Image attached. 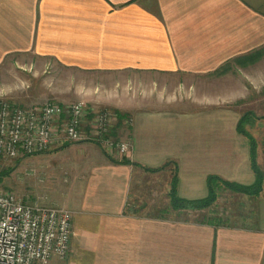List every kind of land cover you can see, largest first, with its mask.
I'll list each match as a JSON object with an SVG mask.
<instances>
[{"label":"crops","instance_id":"crops-1","mask_svg":"<svg viewBox=\"0 0 264 264\" xmlns=\"http://www.w3.org/2000/svg\"><path fill=\"white\" fill-rule=\"evenodd\" d=\"M8 67L30 79L28 89H45L46 102L59 99L44 80L54 69L77 78L134 76L139 87L179 79L175 87L200 95L184 105L127 107L132 124L119 130L131 144L126 154L91 141L54 147H89L90 158L74 167L92 193L82 206L103 236L80 255L73 219L70 258L53 264H264V186L257 197L228 190L250 204L233 223L210 219L209 209L174 210L169 197L175 171L178 196L189 201L208 197L211 176L256 182L238 125L242 99L264 87V0H0V79ZM2 79L0 100L46 103L37 93L12 96L15 86L1 89ZM256 142L264 172V138ZM168 162L175 164L145 170Z\"/></svg>","mask_w":264,"mask_h":264},{"label":"rangeland","instance_id":"rangeland-1","mask_svg":"<svg viewBox=\"0 0 264 264\" xmlns=\"http://www.w3.org/2000/svg\"><path fill=\"white\" fill-rule=\"evenodd\" d=\"M58 70L54 69L55 75L50 78H44V80L48 81V84L50 83L52 93L56 95L55 97L71 104L83 101L88 107L93 108L94 106L95 108L93 109L96 112L107 109L113 114H116L114 113L116 111L126 114L127 107L137 104L139 101H142L144 105L160 104L162 107H167L172 104L184 105L192 97L200 98L197 93L198 90L192 96L186 94L185 89L179 88L178 85L175 87L179 79H162L159 85L147 83L145 86L139 87L140 79L134 76L97 77L93 75L92 77L77 78L73 72L59 73ZM2 77L3 87L1 89L5 90L15 86V88H12L14 92H12V96H19L22 93L25 96L26 94L36 95L37 93L36 96L41 97L38 98L41 103L47 101L48 98L42 100L46 97L45 89L38 90L35 87L36 84H33L32 88L28 89L31 83L28 77L21 76L16 71L14 73L9 67L4 71ZM81 83H83L84 93L78 94L76 89H80L78 87L81 86ZM18 87H20V90ZM97 89L99 91L94 92ZM257 89L259 90L254 91V94L251 92L246 94L244 100L242 99L243 102L240 103L243 105V115L248 116L244 129L249 134H254L255 140L258 138L260 141L264 138V87ZM50 100L58 101L54 98ZM1 101L4 102V100H0V103ZM10 105L14 106V104ZM130 119L132 118L127 120ZM117 125H115V130L113 129L114 131H112L114 132L112 133L113 138L114 136H119L120 131L116 128ZM87 148L89 147L75 148L74 146L58 153L56 152L59 148H54L39 155L20 159H9L0 156V189L2 191L12 193L28 204L66 208L72 212L74 211L75 240L80 241L81 250L79 253L83 256L88 255L85 254L88 251L86 247L94 245L95 236L98 238L101 235L99 231L96 232L95 230L98 223L92 211H88L82 206L88 198L92 197V193H88L89 189H84L82 182L77 180V170L74 167L75 163L80 164L82 159L87 160L90 158V152H84ZM66 171H69L70 175ZM220 189H223V192ZM216 192L217 200L209 208L210 213L214 214L209 217L210 219L220 221L219 218L222 217L221 220L233 223V216L248 212L250 205L248 201L236 200L234 195L231 196L228 193V189L219 188ZM85 217L89 219L86 220ZM199 220H203V215L199 216ZM81 224L84 227L80 228Z\"/></svg>","mask_w":264,"mask_h":264},{"label":"built area","instance_id":"built-area-1","mask_svg":"<svg viewBox=\"0 0 264 264\" xmlns=\"http://www.w3.org/2000/svg\"><path fill=\"white\" fill-rule=\"evenodd\" d=\"M113 112L84 102L54 100L34 108L0 103V156L39 155L64 142H97L126 154L130 141L116 140ZM127 124L131 125L132 120ZM74 213L66 208L28 204L0 189V264H53L71 251Z\"/></svg>","mask_w":264,"mask_h":264},{"label":"trees","instance_id":"trees-1","mask_svg":"<svg viewBox=\"0 0 264 264\" xmlns=\"http://www.w3.org/2000/svg\"><path fill=\"white\" fill-rule=\"evenodd\" d=\"M114 113H116L115 114V116L117 117V123L116 124H118L116 128L119 131L124 124L123 122L128 119V115L125 113H120L118 111H116ZM247 120H248V116L243 115L241 120H240V123L238 125V131H239V133H241L242 135L247 137L249 142H250L252 167H253V170H254V173L256 176V182L254 183V185L243 186V185H239L236 183H232V182L223 180L219 177L211 176L208 178V186H209L208 197L205 199H201V200L189 201V200L182 199L178 196V192H177L178 174L175 171L173 179H172V183H171V188L169 191L171 207L174 210H191V211L207 210L215 204V202L217 200V192L216 191L219 188H225V189H228L232 192L244 194V195H248V196L257 197L260 195V193L263 191V186H264V172L257 163V142H256L255 138L251 134L246 132V130L244 129V125L247 122ZM114 130H115V128H114ZM112 133H114V132H112ZM119 137H121L120 134H119V136H114V138L116 140H120ZM122 164H128V162L122 161ZM172 164H175V163L174 162H168L162 168L154 169V170H150V169L145 168V170H149L151 172H161L167 166L172 165Z\"/></svg>","mask_w":264,"mask_h":264}]
</instances>
